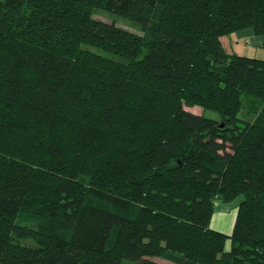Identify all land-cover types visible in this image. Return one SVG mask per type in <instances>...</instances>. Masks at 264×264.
Instances as JSON below:
<instances>
[{
	"label": "trees",
	"instance_id": "16d2710c",
	"mask_svg": "<svg viewBox=\"0 0 264 264\" xmlns=\"http://www.w3.org/2000/svg\"><path fill=\"white\" fill-rule=\"evenodd\" d=\"M243 30L264 0H0V264H264V60L222 44Z\"/></svg>",
	"mask_w": 264,
	"mask_h": 264
},
{
	"label": "rangeland",
	"instance_id": "374dc122",
	"mask_svg": "<svg viewBox=\"0 0 264 264\" xmlns=\"http://www.w3.org/2000/svg\"><path fill=\"white\" fill-rule=\"evenodd\" d=\"M94 16L98 20H101L104 22H109V23H115L116 25H118L120 27L129 29V30L134 31L136 33L142 32L141 27L139 25H137L136 23H134V22H132V21L120 16V15L109 12L107 10L99 9L95 12ZM236 47H237L236 48L237 54L242 55V56H247L245 54L246 53L245 50L248 49V45L241 42V43H239V46H236ZM256 52H259V51L256 50ZM102 54H104V53H102ZM104 55H106V54H104ZM108 56H110V58H114L111 55H108ZM257 56L259 59H262L259 53ZM250 58H252V57H250ZM190 110H192L196 113L205 114V116L209 117V118H216L217 117V114H215L214 112L204 111V109H202L201 107H198V106L191 108ZM240 201H241V198L234 201L233 203H230V204H223V203L219 204L216 208L217 214L215 215L216 216L215 221H216L217 225L214 224V226H213V223H212V228L215 230H218L220 232H223L225 234H227V233L230 234L233 231L234 223H235V220L237 218V213H238L237 207H238ZM225 209H228L227 212L223 211ZM225 215L227 217H224ZM20 220L22 223H25L26 225H28L30 227H35L38 224V220L36 218H21ZM15 241H16L15 243L21 244L23 246L36 247V242L30 238L24 239V240H16L15 239ZM175 257H180V256L173 254V253H167V254L159 257V258H154L153 260L159 264H177L174 261Z\"/></svg>",
	"mask_w": 264,
	"mask_h": 264
},
{
	"label": "crops",
	"instance_id": "0c3cea01",
	"mask_svg": "<svg viewBox=\"0 0 264 264\" xmlns=\"http://www.w3.org/2000/svg\"><path fill=\"white\" fill-rule=\"evenodd\" d=\"M241 42L248 45V49L245 50L246 51L245 54L248 57L258 58L257 55L259 53L262 60H264V37L256 35L253 30L239 31V32L234 33L230 36H224L222 38V44H223V46L226 49L228 54H237L236 53V51H237L236 46H239V43H241ZM255 49L258 50L259 52H256ZM227 210L228 209H225L223 211L227 212ZM216 214H217V211H216L215 215ZM215 215H214L213 220H212L213 226H214V224L217 225L216 221H215V217H216ZM224 217H227V216L225 215ZM235 222H236V220H235ZM234 226H235V223H234ZM233 229H234V227H233ZM232 232L230 234L227 233V235H231Z\"/></svg>",
	"mask_w": 264,
	"mask_h": 264
}]
</instances>
